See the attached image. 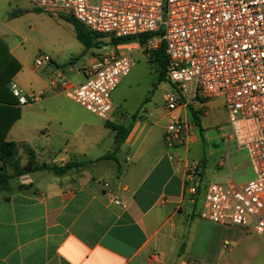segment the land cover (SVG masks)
<instances>
[{
  "label": "crops",
  "instance_id": "crops-1",
  "mask_svg": "<svg viewBox=\"0 0 264 264\" xmlns=\"http://www.w3.org/2000/svg\"><path fill=\"white\" fill-rule=\"evenodd\" d=\"M6 2L0 0V6ZM28 9L29 14L35 11ZM31 34L36 35V28L24 29L20 16L0 17V39L20 65L7 83L6 74H0V146L14 145L10 154H2L0 169L13 175L12 165L24 167L29 153L37 165L62 166L72 160L94 163L79 173L71 170L57 176L42 170L9 180L7 191L0 192V264H264V243L259 237L256 243L242 228L201 217L203 199L195 200L189 192L185 166L188 161L197 163L201 180L206 179V159L189 156L192 146H204L202 141L193 135L185 145L168 149L165 128L159 137L148 127L146 117L138 115L131 121L139 107L127 115V123L122 113L114 116V94L120 82L111 94L113 107L106 120L131 126L115 154L117 163L101 159L115 147V133L105 126L106 120L48 86L55 76L74 86L85 82L96 60L78 69L71 54L62 58L52 50L51 62L37 68L35 55L26 50ZM127 45L137 46L135 42ZM11 84L25 94L41 93L40 100L18 105ZM214 100L180 109L174 116L193 122L190 109L202 110ZM201 129L206 131V142L219 138L211 136L208 127L201 125ZM106 138L111 142L104 146ZM223 142L233 144L241 172L237 185H244L253 177L248 151L230 138ZM170 155L178 161L170 160ZM216 180L233 184L224 172Z\"/></svg>",
  "mask_w": 264,
  "mask_h": 264
},
{
  "label": "built area",
  "instance_id": "built-area-1",
  "mask_svg": "<svg viewBox=\"0 0 264 264\" xmlns=\"http://www.w3.org/2000/svg\"><path fill=\"white\" fill-rule=\"evenodd\" d=\"M47 13L62 10L105 40L151 34L137 46L150 57L164 46L165 75L170 90L164 95L169 122L165 145L175 149L190 142L195 125L174 113L196 104L222 99L228 113L229 138L248 151L253 177L244 185L210 182L202 185L198 164L185 166L187 188L201 189V217L221 226L239 227L264 243V0H28ZM124 44L103 50L74 86L62 76L49 79L52 91L63 94L89 113L106 120L111 94L133 67ZM51 62L38 55L34 66ZM18 105L40 100L9 86ZM169 159L178 161L174 155ZM202 185V187H201ZM118 203V202H116ZM228 242L223 246L227 248Z\"/></svg>",
  "mask_w": 264,
  "mask_h": 264
},
{
  "label": "rangeland",
  "instance_id": "rangeland-1",
  "mask_svg": "<svg viewBox=\"0 0 264 264\" xmlns=\"http://www.w3.org/2000/svg\"><path fill=\"white\" fill-rule=\"evenodd\" d=\"M92 4H97L98 0H89ZM33 6L28 0H7L0 6V15L4 16L9 14H15L20 16V25L27 29L28 26L36 28V35L31 34L30 46H26L27 53L30 56L44 54L49 56L50 51L59 52V56L63 58L71 54L72 60L77 62L75 67L83 69L84 65L88 63L90 59L96 60V56L103 50L110 51L111 43L109 40L96 39L98 44L97 48H92L83 53L82 45L74 37V29L71 24L61 20L58 16H68V13L62 10H53L50 13L40 11H34L33 14H29V9ZM0 16V17H1ZM40 32V33H38ZM35 37V41H33ZM120 52L129 53L133 59V67L129 74L122 78L120 85L114 94V108L112 114L114 116L122 113V117L125 123L129 122V114L134 112L138 107L139 109L134 113L135 117L138 115L146 117L148 127L152 126V130L160 137L162 129L165 128L169 122V117L166 116L164 108V95L170 90V85L166 80L165 73L162 75L161 80L160 68L154 61L153 57H150L143 52L139 47L135 45H127ZM83 53V54H82ZM69 58V57H68ZM122 98L123 102H120ZM74 107L79 108L76 104ZM149 110L150 114L146 113ZM112 111V110H111ZM198 112L200 126L208 127L209 134L211 136H218L219 138L206 142L204 134L206 131H202V135L196 127L194 136L198 140L202 141L203 147L200 144L192 146L190 152V158L196 159L203 157L206 159V179H202V185L205 182H218L224 183L222 180H216V176L220 172H224L229 175V180L233 184L237 185L241 180L239 170L236 168L237 158L232 147V142L225 143L224 140L229 139V131L226 126L228 125V113L224 106L222 99H215L214 103L210 107H205L202 110H195ZM132 116V115H131ZM108 122V120H106ZM164 129V133H165ZM223 138H221V135ZM164 139V134H163ZM110 138H106L104 146L109 145ZM165 143V142H164ZM244 152L246 149L244 148ZM222 163V166L218 164ZM87 171L93 172L92 167L86 168ZM82 169L77 170V173ZM96 172V171H94ZM201 185V187H202ZM256 243L258 238L254 233L246 232ZM263 259L264 250L261 248Z\"/></svg>",
  "mask_w": 264,
  "mask_h": 264
},
{
  "label": "trees",
  "instance_id": "trees-1",
  "mask_svg": "<svg viewBox=\"0 0 264 264\" xmlns=\"http://www.w3.org/2000/svg\"><path fill=\"white\" fill-rule=\"evenodd\" d=\"M36 12H40V10L35 9ZM59 19L69 23L72 25L74 29V35L76 40L82 45L83 47V53L86 51L92 49V48H97L98 44L96 42V39H104L102 35L95 34L88 30L86 27L75 21L72 17L70 16H58ZM153 35L151 34H143L139 36L137 39L135 38H121V39H111L110 43L113 46L121 45V44H128V43H133L136 40L140 43L143 44L144 41L152 37ZM82 53V54H83ZM153 59L154 61L158 64L160 68V76L159 79L161 80L162 75L165 73V66H166V57L164 54V46L161 45L158 51L154 52L153 54ZM72 61V60H71ZM20 69V65L15 61V59L10 55L6 45L3 43V41L0 39V74H6V79L4 83H7L8 80L13 77L16 72ZM192 121L195 125V127L198 128L200 135H202V129L200 126V120L198 117V113L190 109ZM135 115L132 114L131 116V121L135 120ZM105 126L109 129H111L115 134H114V142H115V147L113 149V152L111 154L103 156L101 159L106 160L110 159L113 160L117 163V160L115 158V154L118 151L120 145L123 143L125 136L129 132L130 126L124 127L122 125H116L112 124L110 122H105ZM14 148L13 143H4L0 146V158L3 159L2 154L6 152L7 154H10ZM4 161V160H3ZM94 162L90 161H76L72 160L67 163H65L62 166H57V165H37L34 160V156L32 153H29V160L27 164L24 167H19L18 164H13V170L14 173L13 175H8L5 171H2L0 169V192L7 191L8 187V182L11 178L19 176L20 174H25V173H31L34 171H42L46 170L47 172L57 175V176H62L66 174L67 172L71 170H79L83 169L86 166L93 164ZM22 189V187H20ZM195 200H198L201 197V189H198L197 192L194 194Z\"/></svg>",
  "mask_w": 264,
  "mask_h": 264
}]
</instances>
